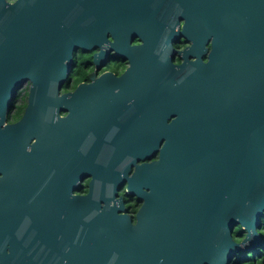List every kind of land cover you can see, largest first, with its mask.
Listing matches in <instances>:
<instances>
[{"label":"water","instance_id":"95a60500","mask_svg":"<svg viewBox=\"0 0 264 264\" xmlns=\"http://www.w3.org/2000/svg\"><path fill=\"white\" fill-rule=\"evenodd\" d=\"M18 1L17 21L0 24L2 174L41 175L47 141L50 150L75 156L82 167L100 154L116 168L134 141L139 151L130 165L159 150L157 160L137 165L127 179L128 190L143 201L141 214L160 217L156 227L150 220L151 236L144 241L157 255L144 253L142 237H130L124 255L107 264H227L239 247L232 240L235 225L254 245L264 215V0ZM179 16L185 18L180 32L174 27ZM91 19L98 34L79 36L78 23ZM250 23L256 30L252 42L240 30ZM109 32L110 47L130 61L126 72L62 92L73 52L105 44ZM178 33L189 36L194 60L174 66L172 41ZM133 35L140 45H130ZM210 39L204 63L200 52ZM250 45L256 57L254 91L239 96L237 49L245 53ZM26 81L24 115L7 124ZM138 97L142 125L135 139L117 118L126 114L127 101ZM117 201L123 205L121 199L114 205ZM91 246L87 226L77 242L60 250L67 264H91ZM10 255L3 251L0 264H38Z\"/></svg>","mask_w":264,"mask_h":264},{"label":"flooded vegetation","instance_id":"af4514ba","mask_svg":"<svg viewBox=\"0 0 264 264\" xmlns=\"http://www.w3.org/2000/svg\"><path fill=\"white\" fill-rule=\"evenodd\" d=\"M70 4L93 5L97 0H66ZM176 4L180 1L175 2ZM18 0H0V24L17 21L19 11ZM32 16V14H30ZM177 11L174 19H177ZM67 18H70L68 15ZM185 24L184 16L174 25L175 30L182 31ZM106 28H101V32ZM241 32L249 34L251 42L256 33L254 26L244 24ZM76 33L79 36H96L98 26L94 19L82 26L78 23ZM99 31V32H100ZM107 41L102 45H93L90 49H76L72 56L71 71L64 83L62 92L73 91L79 84H90L104 75L122 76L130 66L127 57L118 55L110 47L113 37L106 35ZM138 36L130 37V45L141 44ZM211 39L205 44L201 53V61H209ZM189 36L178 33L172 41V62L178 66L189 58ZM187 55L183 57V51ZM236 61L239 72V96L242 91H254L253 68L256 57L250 45L245 53L242 48L237 49ZM247 86H242V81ZM28 84V81H26ZM75 84L73 89L65 90V86ZM127 112L117 119L124 125L127 133L137 138L140 133L142 119L140 114V97L127 101ZM193 114V113H191ZM24 114H7L5 123L13 125L21 120ZM68 114H58L60 118ZM58 116H55L57 120ZM33 137L25 147V152L32 151L36 142ZM134 141L126 146V157L122 164L113 168L102 155L98 154L84 167L81 162L70 154L50 150L51 141L44 143L45 151L41 163L43 173L31 174L18 178L4 176L0 171V260L2 252L11 254L10 258L17 261L35 260L38 264H67V258L61 253L60 247L67 243L77 242L80 230L90 228L91 264H107L115 258L124 255L125 242L132 237H142L141 249L155 257L156 249L152 250L144 245V241L151 236L150 220H154V227L159 223V216L142 215L143 201L137 197L135 191L128 190V178L136 171V166L155 161L159 157V150H154L147 159L137 158L136 165L131 161L137 156L139 147L135 150ZM109 174V175H108ZM110 176L112 178H110ZM144 189V188H143ZM89 198V200H87ZM121 199L122 206L114 200ZM150 211V210H149ZM257 242L252 245V239L245 241L247 232L240 225H235L231 231L232 240L239 245L238 250L227 264H247L251 256L263 255L264 250V215L261 218ZM155 236V233H154ZM253 250H249V249ZM92 257V258H91ZM254 261V259H252ZM253 264H257L255 261ZM264 264V260L262 261Z\"/></svg>","mask_w":264,"mask_h":264},{"label":"rangeland","instance_id":"374dc122","mask_svg":"<svg viewBox=\"0 0 264 264\" xmlns=\"http://www.w3.org/2000/svg\"><path fill=\"white\" fill-rule=\"evenodd\" d=\"M28 89H29V82H28V84H27V82H25L23 84V86L20 89L17 90V93L15 94V98L17 99L16 102H15V105L19 106L23 102H25L24 98L26 97V99H27ZM248 259H249V261H248L247 264H253L254 261L257 264H262V261L264 260V250H263V255L262 256H257V257H253V258H251V256H250V257H248ZM252 259H254V261Z\"/></svg>","mask_w":264,"mask_h":264},{"label":"trees","instance_id":"16d2710c","mask_svg":"<svg viewBox=\"0 0 264 264\" xmlns=\"http://www.w3.org/2000/svg\"><path fill=\"white\" fill-rule=\"evenodd\" d=\"M74 86H75V84H72L71 86H65V90L67 91V90L73 89ZM16 100L17 99L15 98L14 101L12 102L10 112L8 114H23V111H24L25 106H26V97L24 98L25 102H23L19 106L15 105Z\"/></svg>","mask_w":264,"mask_h":264}]
</instances>
